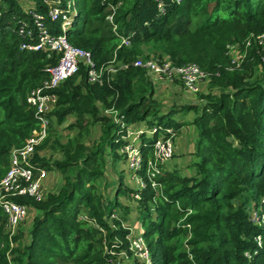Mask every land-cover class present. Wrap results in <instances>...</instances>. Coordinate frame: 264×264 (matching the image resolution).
<instances>
[{
  "label": "trees",
  "instance_id": "trees-1",
  "mask_svg": "<svg viewBox=\"0 0 264 264\" xmlns=\"http://www.w3.org/2000/svg\"><path fill=\"white\" fill-rule=\"evenodd\" d=\"M33 2L28 9L19 0L0 4V181L10 167L12 151L40 128L27 96L48 77L46 67L58 61L56 54L21 47L35 42L19 34L20 25L32 20L29 10L47 13L43 0ZM76 5L68 40L89 50L98 66L113 61L130 65L101 83H91L87 65L81 63L79 72L55 89L58 103L34 161L49 171L58 170L63 183L42 201L18 197L37 211L23 247L18 243L24 230L10 240L0 209V264H141L130 250L129 260L113 263L114 256L106 250L116 240L118 251L128 249L131 232L120 220H115L114 229L108 219L118 209L119 194L132 188L117 182L108 200L100 188L109 163L106 144L117 160L123 143L116 140L121 137L116 124L102 113L113 106L129 124L163 123L176 135L187 123L197 128L193 176L164 164L157 177L161 186L155 189L144 175L148 187L138 199L140 224L153 264H264V224L249 217V208L264 198V46L245 48L251 34L264 32V0H184L169 3L165 14L158 12L155 0H76ZM112 13L113 22L107 18ZM47 23L53 32H62L60 20L47 17ZM121 36L129 37L131 44H122ZM235 43L247 52L239 67L228 53ZM165 56L177 65L195 62L209 74L210 91L201 93L205 102L191 122L170 117L163 121L165 115H159L153 98L155 84L147 70L133 65L140 57ZM260 66L263 72L251 80ZM190 108L194 106L182 107ZM69 116L74 121L67 128L78 133L61 142L56 128ZM96 123L102 135L87 144L85 137ZM156 137L145 143L143 135L145 159L153 154ZM50 142L62 154L53 161L43 152ZM123 209L129 211L128 206Z\"/></svg>",
  "mask_w": 264,
  "mask_h": 264
},
{
  "label": "built area",
  "instance_id": "built-area-1",
  "mask_svg": "<svg viewBox=\"0 0 264 264\" xmlns=\"http://www.w3.org/2000/svg\"><path fill=\"white\" fill-rule=\"evenodd\" d=\"M47 5V13L29 10L31 14V22L24 21L19 27V34L23 38H35V42H24L21 47L29 50H42L48 52L49 56L56 54L58 61L56 64L48 65L46 72L48 77L43 81L42 85L34 88L27 96V102L30 107L35 110V116L40 122V128L33 130L32 135L27 138L24 145L17 147L12 151L10 167L0 181V209L6 216L5 232L9 235L10 240L18 232L20 226L24 224L31 212V206L28 203L18 201V197H31L36 201H42L47 196L45 188V180L49 174V170L38 165L34 161V155L37 146L40 145L49 133L51 121L50 114L54 111L58 103V95L55 89L58 88L66 79L77 74L80 70L81 63L86 64L88 68V79L91 83L103 82L109 74L116 73L119 69L128 68L129 63L114 61L107 65L98 66L93 60L89 50L73 45L67 38V30L73 24L74 15L77 12L76 0H43ZM184 0H155L157 10L160 14L167 12L169 3L180 4ZM1 4V0H0ZM113 11L116 7L112 6ZM0 16L2 9L0 8ZM114 13L108 15V20L113 22ZM47 17L55 22L61 21L62 32L55 33L52 27L47 23ZM116 25L114 26V30ZM122 44L130 45L131 40L127 36H121ZM254 43L264 46V32L260 34H251L245 40V48L251 47ZM241 43H235L230 46L228 51L232 55V62L237 67L241 66L247 55L246 49L242 50ZM264 60V56H263ZM133 65L142 67L147 70L150 79L159 83L162 80L169 79L171 81H181L185 89L191 93L201 91V83L209 79V74L195 62L185 64H174L169 58L159 59L157 57L138 58ZM234 67H231L233 69ZM106 113L112 116V121L121 133L123 143L119 148V152L124 158L126 167L137 179L139 186L137 192H134L135 199H140L141 191L148 187V182L144 175L148 178L152 187L158 189L161 184L157 177L162 173L163 165L173 158L175 154L174 136L175 131L172 127L161 128L155 125L150 129H135L132 124L126 122L124 115L116 107H109ZM161 131V132H160ZM146 132L157 137L154 140L153 154L145 159L143 154L142 135ZM142 171L144 174H142ZM264 198L260 205H252L250 209V219L255 224H264L263 212ZM117 211L110 216L109 223L114 229L118 226L115 220L119 219L116 215ZM122 221V220H121ZM124 228L126 225L122 222ZM129 240V248L118 251L119 240L114 241L111 248L106 246V250L112 256L110 260L123 261L132 257L138 259L141 264H153L151 250L141 231L133 229L127 236ZM258 242L261 244V237ZM14 246V242H11ZM249 254V253H246ZM116 258V260H114Z\"/></svg>",
  "mask_w": 264,
  "mask_h": 264
},
{
  "label": "rangeland",
  "instance_id": "rangeland-1",
  "mask_svg": "<svg viewBox=\"0 0 264 264\" xmlns=\"http://www.w3.org/2000/svg\"><path fill=\"white\" fill-rule=\"evenodd\" d=\"M22 7L24 9H28L30 6H33V0H19ZM263 72V67L260 66L256 68L254 75L251 77V80H255L258 75ZM155 93L154 99L157 103V107L159 108V115L164 114L163 121H167L170 117L175 121H183V122H191L197 116L200 109V105L205 102V99L201 97V93L209 92V85L207 89L201 91L199 93H191L185 90L184 85L182 82H175V84L170 85L166 83L162 84H155ZM194 106V108H190L189 110L182 109L185 106ZM107 109V108H106ZM106 109L101 110L102 113L107 114L111 119L112 116L106 113ZM171 112V113H170ZM170 113V116L168 114ZM52 117V116H51ZM152 117V114L149 115V118ZM54 118V117H53ZM55 119V118H54ZM74 121V117L69 116L67 121L62 125H57L56 128V135L61 138V142H66L69 138L73 137L78 133V129L70 130L67 128V125ZM54 125H56L55 121H53ZM158 124H153L149 127L143 121L140 123L142 128H147L152 130L153 127ZM160 125V124H159ZM161 128H164V124L160 125ZM161 132V131H160ZM102 135V129L100 123H96L90 127L89 134L85 137V142L90 144L94 141H98ZM121 136V133L119 134ZM197 136V128L193 124H185V128H182L181 132H178L177 135L174 136V143H175V152L176 156L168 161L171 167L180 168L182 173L185 175L193 176L196 173V166L195 162L197 157L193 153L195 151V138ZM153 135L149 132L144 134L145 143H148L152 139ZM120 137H117L118 139ZM54 137L51 138V141ZM51 142L44 148L43 152L47 154L51 160L58 159L62 156L60 150H53L51 147ZM120 148V147H119ZM107 149V159L109 160L108 167L106 170V174L100 179V188L103 192L105 198L112 199L114 193L116 191L117 182H125V185L132 190L128 191L127 194H119L118 197V209L117 214L119 219L126 225V227L133 228L134 231L138 232L143 229L141 223V211L139 210V202L138 199L134 197V191L138 188L139 183L137 179L129 172L128 168L126 167V163L124 158L120 154V156L116 159L113 156V151L110 148L109 144H106ZM119 152V151H118ZM120 153V152H119ZM168 165H165V168ZM63 183V176L62 174L53 169L49 171V174L45 180V188L46 191H57L61 187ZM116 200V199H115ZM237 205L239 201H236ZM123 205L128 206L129 211L124 213ZM250 209L249 208V217H250ZM37 214V211L31 209V212L24 222L19 228L24 230L25 236L24 238L18 243L21 247H23L28 239H29V232L31 229V223L33 221L34 216ZM124 216V217H123ZM155 216V215H153ZM251 220V219H250ZM117 224V223H116ZM18 230V231H19ZM251 254L248 255L250 257Z\"/></svg>",
  "mask_w": 264,
  "mask_h": 264
},
{
  "label": "crops",
  "instance_id": "crops-1",
  "mask_svg": "<svg viewBox=\"0 0 264 264\" xmlns=\"http://www.w3.org/2000/svg\"><path fill=\"white\" fill-rule=\"evenodd\" d=\"M165 58H168V56H165ZM209 80L210 79H207V80H205L204 82H202L201 83V91H204V89H207L208 88V84H209ZM175 82H181V81H179V80H177V81H171V80H169V79H165V80H162V81H160L159 83H155V82H153L154 84H162V83H166V84H170V85H173V84H175ZM185 88V87H184ZM186 90V89H185ZM200 91V92H201ZM199 93V92H198ZM73 117V116H72ZM143 122V121H142ZM142 122H140V123H142ZM145 122V124H147V122L146 121H144ZM140 123H131L132 124V126L135 128V129H147V128H142V126H140ZM148 125V124H147ZM150 127V126H149ZM183 128H185V125L183 126ZM142 141H143V135H142ZM165 165H169V163H168V161L165 163ZM129 228V227H128ZM130 230H132L133 228H129Z\"/></svg>",
  "mask_w": 264,
  "mask_h": 264
}]
</instances>
